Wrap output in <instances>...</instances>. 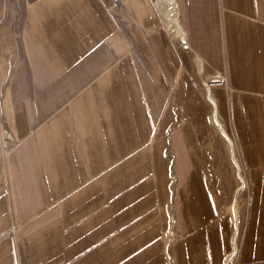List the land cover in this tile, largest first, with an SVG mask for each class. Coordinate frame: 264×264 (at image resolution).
Listing matches in <instances>:
<instances>
[{"label": "crops", "instance_id": "0c3cea01", "mask_svg": "<svg viewBox=\"0 0 264 264\" xmlns=\"http://www.w3.org/2000/svg\"><path fill=\"white\" fill-rule=\"evenodd\" d=\"M181 1L0 0V264H264V0Z\"/></svg>", "mask_w": 264, "mask_h": 264}, {"label": "rangeland", "instance_id": "374dc122", "mask_svg": "<svg viewBox=\"0 0 264 264\" xmlns=\"http://www.w3.org/2000/svg\"><path fill=\"white\" fill-rule=\"evenodd\" d=\"M177 1H178V5H179V10H180L181 23H182L183 27L185 28V30L187 32V41H189L188 40V38H189L188 37V28L185 25V16H186L185 8L183 7V4H182L181 0H177ZM151 3H152V6L155 8V11L159 13L163 23L166 25V22H165V19H164V15L160 11L159 7L157 6V0H151ZM204 9H205L204 12H206V14L208 13L210 27H211V30H213V33H211L213 36H210V38H209V43H210L209 44V48H208V52H210L209 56H211L212 58H215V57L220 58L221 57V51H220L221 50V42H220L221 38H220V35H219V32H218L219 31L218 5L215 3L214 0H209L208 4H205ZM201 11H202V8H201ZM212 27H213V29H212ZM166 28L168 29L167 25H166ZM169 34H170L171 39L174 41V43H178L179 39L176 37V35H173L172 33H170V30H169ZM213 41H214V45H213ZM179 42H181V41L179 40ZM216 70H218V69H215L213 71H216ZM218 71L225 72L224 70H218ZM209 73H211V72H209ZM209 73H205V72L201 71V76H202L201 89L203 90L206 99L211 103L212 110L214 111L213 104H212L211 100L209 99V97L207 96V93L204 90L205 88L203 87V80L206 77V75H208ZM226 75H227V73H226ZM216 117H215V119H213L214 120L213 121L214 129L216 131H219V133L220 132L223 133V135L227 138L229 144L231 145V143H230L228 137L226 136V134L221 131V129L224 128V125H223L222 121L220 120L219 117H217V118ZM215 124L217 125L218 129L216 128ZM231 139H232V137H231ZM234 147H235V145L233 146V148H232V145H231V151H232V155H233V158H234L233 161L235 163L234 164L235 170H236V172L239 173L238 176H240V177H238V184H237L238 187L241 184L242 177L245 180V184H244L243 188H240L239 192L236 194L237 195V210H238V213H239V210L241 212V216H240V213H239V222L242 223L244 218H245V212H246L247 203H248V181H247V178H246L247 177L246 176V170L247 169H246L245 165L242 164V159H238L239 156L235 154V148ZM239 170H240V172H239ZM232 212H233V216H234V210ZM240 234H238V247H239L240 236L243 235V231H242V234L241 235ZM233 236H234V233H233ZM232 249H233V237H232L231 251H232ZM237 251H238L237 248L233 250V252L235 254H237ZM235 260L236 259H234L233 263L235 262ZM231 264H232V262H231Z\"/></svg>", "mask_w": 264, "mask_h": 264}, {"label": "bare ground", "instance_id": "6f19581e", "mask_svg": "<svg viewBox=\"0 0 264 264\" xmlns=\"http://www.w3.org/2000/svg\"><path fill=\"white\" fill-rule=\"evenodd\" d=\"M157 6L159 7L160 11L164 15V19H165L168 29L171 32L177 33V38L182 43L187 44V41L184 40L186 38L185 30L183 29L180 23V11H179L178 1L177 0H157ZM244 184H245V180L242 177L241 188H243ZM238 234H240L239 224H238ZM236 255L237 254L232 252L228 256L226 264H230L231 262H233Z\"/></svg>", "mask_w": 264, "mask_h": 264}, {"label": "built area", "instance_id": "2783aa9c", "mask_svg": "<svg viewBox=\"0 0 264 264\" xmlns=\"http://www.w3.org/2000/svg\"><path fill=\"white\" fill-rule=\"evenodd\" d=\"M3 22H4V7L3 5H0V28ZM225 85H227V75L225 72L218 70L209 73L208 75H206V77L203 80V87L205 88L204 90L206 91L207 96L209 97L210 100H211L210 98L211 92H212V97H214L215 87L225 86ZM176 225H177V218L176 216L171 215L166 230V238L171 242H174L177 239ZM232 264L234 263L232 262Z\"/></svg>", "mask_w": 264, "mask_h": 264}]
</instances>
